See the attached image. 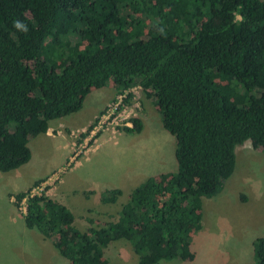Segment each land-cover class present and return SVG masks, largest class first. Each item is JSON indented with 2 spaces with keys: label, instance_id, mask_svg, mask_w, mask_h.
Here are the masks:
<instances>
[{
  "label": "trees",
  "instance_id": "obj_1",
  "mask_svg": "<svg viewBox=\"0 0 264 264\" xmlns=\"http://www.w3.org/2000/svg\"><path fill=\"white\" fill-rule=\"evenodd\" d=\"M110 82L118 95L139 85L154 99L177 171L149 177L115 221L89 219L87 231L57 199L18 193L25 225L69 264H115L105 254L118 241L138 264L192 261L204 199L233 175L237 148L264 152V0H0V172L29 163L30 140ZM131 121L125 130L141 133ZM122 194L106 190L101 202ZM253 249L264 264V237Z\"/></svg>",
  "mask_w": 264,
  "mask_h": 264
},
{
  "label": "rangeland",
  "instance_id": "obj_2",
  "mask_svg": "<svg viewBox=\"0 0 264 264\" xmlns=\"http://www.w3.org/2000/svg\"><path fill=\"white\" fill-rule=\"evenodd\" d=\"M128 91L132 92L133 97L130 103H124L133 109V116L142 120L141 133H128L124 125L126 121L120 118L117 121L118 125H108L109 130H105V127L100 131L96 137L97 143L92 141L69 165L70 159L76 154L73 146L76 139L72 138L70 133L78 129H65L64 126L63 134L59 135L57 132L61 128H54L50 138L40 135L30 140L32 158L29 163L10 173L0 172V264H54L47 255L62 256L50 240H41L43 235L39 231L26 227L22 206L18 207L15 199L18 193L30 191L35 187L34 184L27 189L28 184L38 177L47 175L52 169L54 171L42 179L44 180L42 183H50L45 187L47 196L58 198L71 209L75 217V226L81 231L90 228L89 219L95 221L96 225L115 221L133 189L140 184L124 186L122 196L112 205L101 202V194L107 188H97L96 194L91 190L80 192L83 187L95 185L88 182L92 179V174L95 175L96 163L104 151L115 146V141L117 148L125 150L121 145L124 142L122 136L127 137L126 145L132 154L131 158L142 164H145L147 159L149 165L153 167L152 174L177 171L175 158L177 142L164 128L161 113L154 99H149L139 85ZM119 96L117 94L104 110L83 128L90 131L108 109L109 104H116L119 101ZM83 110L78 115L66 117L65 120L87 123L92 112L89 109ZM127 114L128 112L124 113L122 117ZM62 136L66 141L61 139ZM95 148L98 149L91 151ZM236 155L234 173L226 181L223 190L216 197L205 201L202 210L204 231H199L192 240L194 260L163 261L159 264H255L253 241L258 237H264V152L255 150L251 142H246L237 148ZM139 156H142L143 161L138 158ZM56 175L58 179L54 181ZM78 178H82L80 189H77L79 192L70 195L69 190L76 188L74 183ZM62 180L66 181L64 192L58 189ZM110 180L112 181L113 177ZM105 257L110 263L138 264V256L126 241L113 243L107 249ZM56 260H62V264H69L63 256Z\"/></svg>",
  "mask_w": 264,
  "mask_h": 264
},
{
  "label": "crops",
  "instance_id": "obj_3",
  "mask_svg": "<svg viewBox=\"0 0 264 264\" xmlns=\"http://www.w3.org/2000/svg\"><path fill=\"white\" fill-rule=\"evenodd\" d=\"M116 96H117V91L114 88L113 83H111V82L108 84L107 87L92 91L87 96V98L85 99L83 108L79 112L73 114V115H78L80 112L84 111L83 109H89L92 112L91 113L92 115H91V117H89V120L87 123H78L77 121L65 120L66 117L62 118V119L54 120L51 122V126H50L49 131L47 132V134H44V136L50 138L51 137V130H53L54 128H56V129L63 128V130H64V126H65V129H79V128H83V127L89 125L93 121V119H95L104 110L106 105L111 100H113ZM67 117L69 118V117H71V115L67 116ZM124 135H126V134H124ZM121 138H122V140H124V142L121 145H122V147L123 146L125 147V150L123 148L122 149L117 148V146H116L117 141H115V146L109 147L107 151H104L102 153V156L100 157V160L96 163L97 167L95 170V175L93 176V174H92V179L88 182V183L91 182L95 185L83 187L80 189L82 178H78V180L74 183L76 188L67 187V189L71 188L69 190V191H71V192H69L70 195L77 194L79 192V190H77V189H80V192H83V193L85 191L91 190V191L95 192V194L97 193V191H96L97 188H107L106 190H111V189L123 190L124 186L130 185V184L134 185L136 183L142 184L149 177L157 176V175L151 173V170L153 167L149 165L147 159H145L146 160L145 164H142L140 161L131 158L132 154L126 145L127 144V137L122 136ZM61 139L64 141L65 140L64 136H62ZM65 146H66V144H65ZM98 148L92 149L91 151H96ZM138 158H141V160L143 161L142 156H139ZM52 170L49 173H47V175H44L42 178L38 177L36 180L32 181L30 184L27 185L26 188L29 189L37 181L42 180L43 178L45 179L46 176H49V174L52 172ZM112 177H113V180L111 181L110 179ZM65 184H66V181L62 180L60 185L58 186V189H60L61 192H64L63 189H64ZM139 185H137V187ZM128 187H130V186H128ZM74 189H76V190H74ZM25 190H23V191H25ZM62 194H64V193H62ZM55 196H56V193H55L54 197ZM58 201H59V199H58ZM205 201H208V199H204V204H205ZM204 204H203V207H204ZM203 229H204V222H203ZM203 229L201 231H204ZM41 240L45 241L46 239L44 237H42ZM47 256H48L47 258L50 259L51 261H53L54 264H59V261H61V264L63 263L62 260H56L58 258L60 259L62 256L61 257L60 256H53V254L50 256L49 255H47ZM26 261H27V259H26Z\"/></svg>",
  "mask_w": 264,
  "mask_h": 264
},
{
  "label": "built area",
  "instance_id": "obj_4",
  "mask_svg": "<svg viewBox=\"0 0 264 264\" xmlns=\"http://www.w3.org/2000/svg\"><path fill=\"white\" fill-rule=\"evenodd\" d=\"M132 93L129 92L128 90L124 93V94H120L119 101L116 104H109L108 109L105 110V112L102 114L101 118L99 121H96V125L92 126L93 128H91V130H87V129H78V130H73L70 133V136L72 138H75L76 141L73 143L74 146V151L76 152L75 156L72 157L70 159V164L76 160V158L82 153V151L84 149H86L92 141H94V143H97V135L100 131H102L105 127V130H109L108 125H118L117 121L118 119H122L125 122V126L126 127H133V123L131 121L132 118H136L137 116H133V109L129 108L125 101V99L128 97V95ZM123 110V112L121 113V111ZM127 116L122 117L124 113H127ZM107 125V126H105ZM51 130V134H52ZM63 128H61L60 130H58V134L62 135L63 134ZM82 141V142H81ZM77 149H79V151H77ZM58 179V176L56 175L54 177V181H56ZM50 181V180H49ZM46 185H50L49 182H45L42 183L40 185L35 186L34 188H32L29 192V196H40L42 194L47 195L46 191H45V187ZM22 206L23 209V213H26V209H27V199H24V201L20 204Z\"/></svg>",
  "mask_w": 264,
  "mask_h": 264
},
{
  "label": "clouds",
  "instance_id": "obj_5",
  "mask_svg": "<svg viewBox=\"0 0 264 264\" xmlns=\"http://www.w3.org/2000/svg\"><path fill=\"white\" fill-rule=\"evenodd\" d=\"M13 27L16 28L19 31H23L26 32L27 29V25L23 24L21 21L19 20H15L13 21Z\"/></svg>",
  "mask_w": 264,
  "mask_h": 264
}]
</instances>
